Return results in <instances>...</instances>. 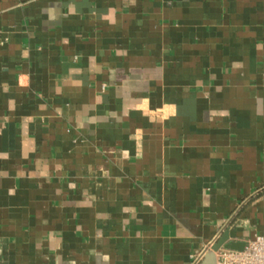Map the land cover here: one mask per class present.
Segmentation results:
<instances>
[{"label": "crops", "instance_id": "1", "mask_svg": "<svg viewBox=\"0 0 264 264\" xmlns=\"http://www.w3.org/2000/svg\"><path fill=\"white\" fill-rule=\"evenodd\" d=\"M226 234L264 235V0H0V264Z\"/></svg>", "mask_w": 264, "mask_h": 264}, {"label": "built area", "instance_id": "2", "mask_svg": "<svg viewBox=\"0 0 264 264\" xmlns=\"http://www.w3.org/2000/svg\"><path fill=\"white\" fill-rule=\"evenodd\" d=\"M215 256V264H264V235H256L243 250L221 247Z\"/></svg>", "mask_w": 264, "mask_h": 264}, {"label": "water", "instance_id": "3", "mask_svg": "<svg viewBox=\"0 0 264 264\" xmlns=\"http://www.w3.org/2000/svg\"><path fill=\"white\" fill-rule=\"evenodd\" d=\"M233 220V218H231L228 223L225 225V227L223 228V230H225L229 224L231 223V221ZM223 231H221L222 233ZM220 235V234H219ZM218 235V237H219ZM218 237L212 242L210 243L200 254V256L198 257V259L196 260V263L204 256L206 255V257H213L215 258V252L223 247V248H228V249H237V250H243L246 243L245 242H235V241H228V243L224 244V242H227L228 240V235L226 234L225 237H223L222 239H219L216 243L215 241L218 239ZM211 248V250H210Z\"/></svg>", "mask_w": 264, "mask_h": 264}]
</instances>
